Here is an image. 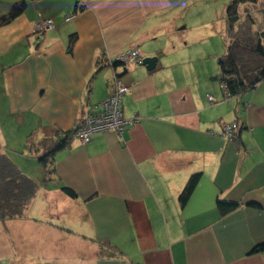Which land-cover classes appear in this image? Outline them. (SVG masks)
I'll return each instance as SVG.
<instances>
[{
    "label": "crops",
    "instance_id": "0c3cea01",
    "mask_svg": "<svg viewBox=\"0 0 264 264\" xmlns=\"http://www.w3.org/2000/svg\"><path fill=\"white\" fill-rule=\"evenodd\" d=\"M19 1L0 0V16ZM26 1L0 26V151L40 188L24 217L0 220V264H264V251L251 252L264 242V79L229 96L219 67L167 47L180 0ZM39 14L55 22L42 39ZM131 49L158 56L156 69L112 67ZM116 76L130 87L123 111L135 123L86 144L74 137L46 172L29 135L55 142L77 128L89 105L115 92ZM218 199L239 205L223 214Z\"/></svg>",
    "mask_w": 264,
    "mask_h": 264
},
{
    "label": "trees",
    "instance_id": "16d2710c",
    "mask_svg": "<svg viewBox=\"0 0 264 264\" xmlns=\"http://www.w3.org/2000/svg\"><path fill=\"white\" fill-rule=\"evenodd\" d=\"M79 3L75 10H78ZM27 5L26 0L16 2L7 14L0 16V26L21 15ZM225 23V52L217 59L219 73L216 77L225 86L229 96H241L264 79V0H230L225 9ZM75 40L76 35H72L70 51ZM113 63L114 61L110 62L111 65ZM77 129L78 127L66 132L57 131L55 142L49 137L37 142L32 137L33 133L29 135L31 151L43 147L39 159L46 172L55 171L52 164L55 154L70 145ZM235 138L237 133L234 132L232 139ZM200 176L201 173H195L188 180L180 195L182 204L188 201ZM39 188L40 183L36 179L24 173L8 153L0 151V220L24 217ZM62 190L70 197H77V192L71 187L63 186ZM238 205L237 202L221 199L217 202L223 214ZM102 247L104 254H111V244H102ZM259 251H264V242L255 245L251 250Z\"/></svg>",
    "mask_w": 264,
    "mask_h": 264
},
{
    "label": "rangeland",
    "instance_id": "374dc122",
    "mask_svg": "<svg viewBox=\"0 0 264 264\" xmlns=\"http://www.w3.org/2000/svg\"><path fill=\"white\" fill-rule=\"evenodd\" d=\"M230 0H183L170 13L173 30L158 42H175L191 65H207L218 70L217 57L225 52V9ZM183 28V29H182Z\"/></svg>",
    "mask_w": 264,
    "mask_h": 264
},
{
    "label": "built area",
    "instance_id": "2783aa9c",
    "mask_svg": "<svg viewBox=\"0 0 264 264\" xmlns=\"http://www.w3.org/2000/svg\"><path fill=\"white\" fill-rule=\"evenodd\" d=\"M39 15L40 17L36 24V34L38 39H42L47 30L55 27V22L51 18H44L42 14ZM73 16V14L69 15L67 20H70ZM118 60L126 61L127 64L130 62L141 64L143 57L138 49H131L119 57ZM115 87V92L101 102V108L97 109L98 105H89L87 107L74 136L82 143H89L92 136L97 132L115 130L122 133L128 125L135 123L136 120L127 119L123 111V98L130 91V87L118 76L115 80ZM223 87L225 89V86ZM227 94L229 95L228 92ZM209 98L213 100L212 96ZM237 127L238 121L225 124L222 135L232 139Z\"/></svg>",
    "mask_w": 264,
    "mask_h": 264
},
{
    "label": "water",
    "instance_id": "95a60500",
    "mask_svg": "<svg viewBox=\"0 0 264 264\" xmlns=\"http://www.w3.org/2000/svg\"><path fill=\"white\" fill-rule=\"evenodd\" d=\"M158 61H159V57L156 56V55H154V56H146V57L143 58L142 63L139 64V65H144L148 71H152V70L156 69ZM119 64L126 66L127 62L123 61V60L116 59L114 61V63L112 64V67H116Z\"/></svg>",
    "mask_w": 264,
    "mask_h": 264
}]
</instances>
